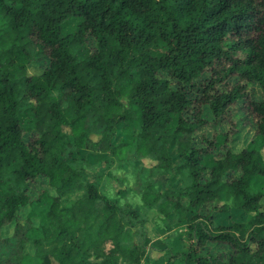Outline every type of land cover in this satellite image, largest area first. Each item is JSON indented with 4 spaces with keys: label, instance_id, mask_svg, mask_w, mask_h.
Here are the masks:
<instances>
[{
    "label": "trees",
    "instance_id": "1",
    "mask_svg": "<svg viewBox=\"0 0 264 264\" xmlns=\"http://www.w3.org/2000/svg\"><path fill=\"white\" fill-rule=\"evenodd\" d=\"M74 18L75 31L63 34ZM42 60L44 70L29 75ZM203 74L209 81L198 87ZM250 84L264 92V0H0V264H144L154 251L167 264H264V191L252 182L264 177L259 154L216 157L226 134L203 137L199 148L193 137L206 124L200 105L217 121L245 100L264 140V97L250 99ZM186 87L199 95L191 99ZM24 114L30 126L21 125ZM134 119L132 144L114 143L118 125ZM86 152L106 155L93 180L83 174ZM121 154L169 174L162 192L144 182L140 199L182 227L177 247L135 242L143 220L100 191L99 178ZM231 172L238 177L229 180ZM38 177L53 194L31 199ZM43 197L48 206L36 217ZM207 204L216 207L202 215ZM233 212L252 215L216 221ZM208 243L232 254L204 253Z\"/></svg>",
    "mask_w": 264,
    "mask_h": 264
},
{
    "label": "rangeland",
    "instance_id": "2",
    "mask_svg": "<svg viewBox=\"0 0 264 264\" xmlns=\"http://www.w3.org/2000/svg\"><path fill=\"white\" fill-rule=\"evenodd\" d=\"M80 19H69L65 22L62 28V33H72L77 28ZM87 44L93 48L91 38H87ZM47 66V60L32 64L28 68L29 75H38ZM209 81V75L203 74L199 79L195 80V84L199 87L202 83ZM237 82L236 78L229 80L230 85H234ZM170 87L175 88L177 85L174 81L170 80ZM185 91L191 99H195L199 95V89L190 90L186 87ZM248 96L254 101H260L264 97V92L255 84L247 86ZM201 117L206 121V124L196 130L193 134L195 147H201L203 145L202 138L218 139L222 140L220 136L226 134V143L214 150L216 157L222 156L227 149L232 152H240L243 149H253L257 151L260 157V161L264 164V140L262 137L257 136L256 123L254 116L247 105L245 100L237 102L229 107L224 115L217 121L212 117L208 107L206 105H200ZM192 114V113H190ZM20 123L23 126H30L31 116L24 114L20 118ZM137 121L129 123H122L117 127V134L114 138V143L126 142L129 145L133 142V133ZM170 129H173V123L170 125ZM85 165L83 174L87 179H95L101 169L105 167V154L100 152H86L84 154ZM122 157V158H121ZM112 165L104 171L99 178L100 191L108 198L118 202L122 206H128L134 211L138 218L143 220L141 226H136L134 231H137L134 236V241L139 239H145L146 245L159 244V247L170 246L177 247L179 243L183 242V229L174 226V222L165 220L155 210H145L141 202L142 185L144 182L153 183L159 192L166 189L170 183L169 174L167 172H157L152 168L155 164L147 159H143L139 166H135L134 161L131 159V155L121 154L120 157L113 158ZM211 159L206 157L203 159L204 164H209ZM238 172H231L227 178L229 180L238 177ZM261 181H264V177L256 176L252 179L253 185L264 191V185H261ZM43 190H48L51 194L53 191L48 187L46 180L43 177H38L35 181L29 184L27 194L31 199H35ZM48 206V199L43 197L40 202L34 205V213L36 217H42L44 211ZM216 205L207 204L201 209L202 215H206L215 209ZM29 208L23 207L18 211L16 222L23 223ZM213 215V214H212ZM252 213H227L216 217V221L228 224L232 221H247ZM34 224L37 225V219ZM13 226H7L3 229L2 235L8 237L12 234ZM31 236L39 235L38 231H31ZM204 253H210L221 260H226L232 254V250L224 244L208 243L203 249ZM150 260L144 261V264H167L166 259L161 257L158 251H154L151 254ZM153 260L155 262H153ZM32 259L27 258V264H31Z\"/></svg>",
    "mask_w": 264,
    "mask_h": 264
},
{
    "label": "clouds",
    "instance_id": "3",
    "mask_svg": "<svg viewBox=\"0 0 264 264\" xmlns=\"http://www.w3.org/2000/svg\"><path fill=\"white\" fill-rule=\"evenodd\" d=\"M121 158H122V157H121ZM260 183H261V185H264V181H261ZM253 215H254V213H253Z\"/></svg>",
    "mask_w": 264,
    "mask_h": 264
}]
</instances>
